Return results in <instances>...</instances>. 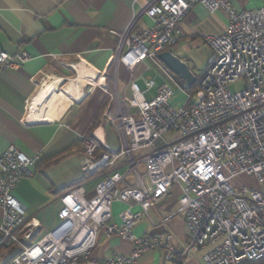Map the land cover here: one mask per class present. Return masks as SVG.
I'll return each mask as SVG.
<instances>
[{"label": "built area", "instance_id": "built-area-1", "mask_svg": "<svg viewBox=\"0 0 264 264\" xmlns=\"http://www.w3.org/2000/svg\"><path fill=\"white\" fill-rule=\"evenodd\" d=\"M212 13L223 10L227 27L219 35H204L210 48L205 68L195 74L180 106L171 103L180 81L159 60L180 36V23L195 5ZM146 16L152 26L134 31ZM29 59L24 51L0 53V70H17ZM162 73V83H129L130 95L120 94L118 68L132 70L145 61ZM96 75L107 96L106 116L117 133L119 149L101 143L94 134L83 136V179L98 175L94 195L85 198L82 185L60 197L58 224L33 241L38 221L28 218L15 196L23 177L31 176L35 157L14 146L0 152V245L13 248L4 264H78L92 259L100 230L133 245L128 255L103 264H135L144 253L161 249L165 261L182 260L201 249L203 264H249L264 258V4L236 10L231 0H153L119 35L108 67ZM245 87L232 91L230 84ZM91 86V85H90ZM95 87V86H92ZM156 88L154 96L149 90ZM124 158L121 164H117ZM252 178L253 187L234 179ZM178 185L177 213L188 234L184 248L171 244L167 233L134 236L143 218L153 225L148 210ZM127 207L111 222V204ZM139 207L133 212L132 206ZM164 223V221L162 222Z\"/></svg>", "mask_w": 264, "mask_h": 264}, {"label": "crops", "instance_id": "crops-1", "mask_svg": "<svg viewBox=\"0 0 264 264\" xmlns=\"http://www.w3.org/2000/svg\"><path fill=\"white\" fill-rule=\"evenodd\" d=\"M152 1L0 0V53L13 56L24 51L29 55L17 70H0V152L14 146L25 156L36 158L31 176L23 177L15 188L27 217L38 221L33 241L58 224L64 193L82 185L86 199L94 195L98 175L83 179L81 138L94 134L101 143L119 149L117 133L105 113L108 96L97 86L103 79L96 74L108 67L119 35ZM231 3L236 10H254L264 0ZM151 26L148 17L140 16L134 31ZM226 27L223 10L210 13L197 4L180 23L181 36L170 52L185 61L195 75L206 66L211 53L203 36L222 34ZM146 79L157 85L163 81L160 69L149 60L138 64L131 74L123 66L118 68L120 94L130 95V81L143 87ZM156 93V88L149 90L151 96ZM180 196L179 186H172L169 195L148 210L153 225L143 218L132 234L164 232L171 235L174 247L184 248L188 234L183 215L176 214ZM126 207L121 202L111 204L112 223H119L118 214ZM131 210L139 211V207L133 205ZM1 216L0 208V222ZM132 249L131 242L100 230L92 259L103 264L114 256L130 254ZM13 250L0 245V264ZM204 252L201 249L182 260L165 261L163 250L156 249L144 253L135 264H203Z\"/></svg>", "mask_w": 264, "mask_h": 264}, {"label": "water", "instance_id": "water-1", "mask_svg": "<svg viewBox=\"0 0 264 264\" xmlns=\"http://www.w3.org/2000/svg\"><path fill=\"white\" fill-rule=\"evenodd\" d=\"M159 60L165 67L182 81V88L188 89L195 82V75L188 67L187 63L170 51H164L158 54Z\"/></svg>", "mask_w": 264, "mask_h": 264}, {"label": "rangeland", "instance_id": "rangeland-1", "mask_svg": "<svg viewBox=\"0 0 264 264\" xmlns=\"http://www.w3.org/2000/svg\"><path fill=\"white\" fill-rule=\"evenodd\" d=\"M205 68V66L201 69V71ZM200 71V72H201ZM180 85L182 86V81H180ZM230 89L232 91H237V90H241L245 87L243 81H239L236 83H232L230 84ZM182 88V87H181ZM185 89H180L179 91L176 92V97L174 98L172 105L174 106H180L183 101H184V93H185ZM233 183H235L237 186H246V187H253L254 181L252 178L246 177L244 175L238 176L234 179V181H232Z\"/></svg>", "mask_w": 264, "mask_h": 264}, {"label": "trees", "instance_id": "trees-1", "mask_svg": "<svg viewBox=\"0 0 264 264\" xmlns=\"http://www.w3.org/2000/svg\"><path fill=\"white\" fill-rule=\"evenodd\" d=\"M175 78H176L177 80H179L178 77L175 76ZM249 264H264V258H262V259H260V260H258V261H255V262H251V263H249Z\"/></svg>", "mask_w": 264, "mask_h": 264}]
</instances>
